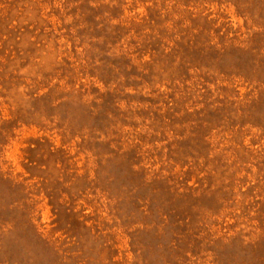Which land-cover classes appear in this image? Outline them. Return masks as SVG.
Returning a JSON list of instances; mask_svg holds the SVG:
<instances>
[{"label":"rangeland","instance_id":"1","mask_svg":"<svg viewBox=\"0 0 264 264\" xmlns=\"http://www.w3.org/2000/svg\"><path fill=\"white\" fill-rule=\"evenodd\" d=\"M0 264H264V0H0Z\"/></svg>","mask_w":264,"mask_h":264}]
</instances>
